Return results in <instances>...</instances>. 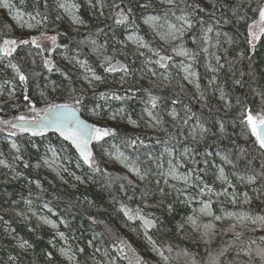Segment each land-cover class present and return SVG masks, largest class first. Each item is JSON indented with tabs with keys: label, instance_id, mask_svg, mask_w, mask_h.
Returning <instances> with one entry per match:
<instances>
[{
	"label": "trees",
	"instance_id": "1",
	"mask_svg": "<svg viewBox=\"0 0 264 264\" xmlns=\"http://www.w3.org/2000/svg\"><path fill=\"white\" fill-rule=\"evenodd\" d=\"M10 1L18 9L35 16V34L55 35L56 45L51 50L54 65L51 71L42 63L41 48L31 43L19 46L12 57L1 58L0 81H4L5 84L0 94V119L12 120L20 114L33 115L25 107L26 102L23 100L25 92L37 102V107L41 109L45 107V101L40 98L41 90H45L47 101L52 103L72 104V97L82 94L84 102L80 107V114L87 119L89 110L99 105L102 110L101 116L99 121L94 119L95 124L115 127L117 134L114 137H105L103 141H93L92 152L96 164L101 169L100 172H93L88 165L83 164L71 146L54 133L45 132L43 136L33 137L29 133H20L15 130L17 135L12 138L20 148L18 155L23 156L24 161L29 163L28 168L24 167L23 161L14 160L16 153L4 139L0 138L2 158L12 164L16 172L22 173L13 179L15 173L12 169L0 166V217L3 218L0 220V264H70L56 252L55 246L58 244V239L53 232L35 222L25 210L24 199L47 204L57 212V216L65 220L68 227H61V229L68 237V241L77 248L85 249L84 253L77 252L79 264H96L92 257H96L97 253L86 246V240L89 238L93 240L96 248H100L103 253L107 252L108 256L115 258L119 264H128V261L121 258L112 247V242L117 237L136 249L135 254L132 253L131 248L126 247L124 250L133 261L138 254L144 258L145 264H159L147 256L145 247L142 245L141 221L128 220L120 211L121 204L126 205L133 213L140 208L143 214L157 219L158 227L149 229L148 235L152 237L164 256L168 257L169 264H192L193 259L196 264H207L208 253L215 255L225 248L227 252L224 257H221L223 264H227L228 261H233V264H249V261L251 264H262L260 257L255 255V249L258 246L264 248V240H261V237H264V225L259 222L251 224L248 220L241 226H237L232 221L221 226L208 219L199 224L213 223L216 226L213 229L216 235L211 239H202L204 229L201 227L198 235L191 239L186 236L185 226L183 229L176 227L177 223L184 224L183 215L187 212V208L180 203L182 198H177L173 188L163 185L162 187L171 193L165 199L173 204L175 211L169 214L166 209L156 207L160 196L153 179L155 165L163 163L167 157L166 149L178 155L188 148L187 158L178 155L184 164V169L191 172L193 182H197L196 177L199 176L203 181L201 186L207 184L214 189V192L201 196L198 195L197 188L189 189L204 200L210 199L214 213L218 214L221 210L228 209L248 213L253 219L256 216H264V178H259L254 184L249 185L246 180L241 181L233 175L246 177L259 173L264 166V154L253 144L255 137L251 135L244 121L246 108L258 114H264V100H261L258 95L264 91V37L256 43L255 51L252 52L245 40L246 26L252 22V19L258 18V15L249 9L247 1L238 12V15H246V19L239 20L237 15L233 14L232 5L239 4L240 0H214L210 4L200 0H189V3H199L205 9L201 15L207 24L213 26L214 31L208 33L210 39L205 42L201 38V28L197 26L169 48H164L150 28L140 22V19L147 14L164 17L169 6H164L157 0H153V8L146 11L134 9L137 28L116 25L112 18L114 14L112 5L125 7L129 0H123V2L122 0H102L103 6L97 4L95 8L90 7L85 0H75L80 5L78 14L85 21L81 26L70 24L56 7L54 0H47L46 5L45 0ZM93 2L95 3L96 0ZM258 3H264V0H252L251 8H256ZM37 12L40 15H37ZM58 14L63 17L60 21L55 20ZM44 16L48 19L43 20ZM168 19L177 23L171 13ZM216 20H220V23L216 24ZM224 20H228L229 23H224ZM15 31L4 11L0 10V44L5 39L17 41L31 39L30 35L18 34ZM129 31L143 37L153 50H159L162 55L172 56L170 54L172 48L181 47V45L190 53H195V60L188 59V61L197 73L199 94L197 95L184 82L180 72L171 64L179 60L178 57L172 56L171 61H165L168 67L167 75L163 80H160L157 74L151 76L146 75L145 70L142 72L143 62L148 57L153 60L154 71L157 73L161 67L154 61L158 57L141 48L137 51L138 47L129 44L125 38V34ZM216 31L228 33L234 42L227 43L226 38L221 35L220 45L217 46ZM193 35L197 37L196 42L191 39ZM91 40H95L96 44L93 45ZM105 44L106 48H100V45ZM64 45L67 47L65 48ZM205 46L208 48L207 53L202 51ZM140 52H143L144 56H141ZM240 53H244V57H241ZM216 56L221 58L219 65L223 67L217 64ZM70 57L84 60L88 68L96 76L101 77L99 86L90 89L84 85L81 81L84 73L68 65L66 59ZM105 57L112 58L113 64L117 60L128 64L133 70L132 74L106 72ZM9 60L16 63L28 77L26 84L21 85L15 72L6 67ZM213 69L217 70L213 71ZM236 80H240L241 84H236ZM54 86L57 88L56 91H52ZM69 88H75L76 92H70ZM13 89H15L14 94L9 96V92ZM129 89L132 90L131 93L128 92ZM145 89L160 97L158 107L152 111L162 118V122L155 127L150 126L155 123L147 118L142 110L145 106L150 107L146 104L148 97ZM100 92L128 94L131 99L116 100L110 95L102 98L99 96ZM222 92L223 99H221ZM200 93L204 95L203 100L200 99ZM173 100L179 103L173 104ZM112 104L122 106L126 110L123 117L131 115L137 127L130 129L108 122L104 117L106 110L103 109L105 105ZM185 106L191 109V113L196 114L188 125L183 124L187 111ZM172 110L176 111V118L168 115ZM196 118H199L210 132L203 139L192 140L189 131ZM221 122L224 124L223 133L219 130ZM1 136L3 138L10 136L8 126L0 124ZM45 137L55 143V146L64 154L80 159L77 173L83 178V182L68 177L67 182L61 185L41 171L42 144ZM129 138H139L144 143L138 142L135 148L128 147L125 141ZM108 141H112L127 153L144 172L150 170L143 183H138L126 172L117 170L104 159L98 148ZM242 148L245 149L244 154L240 151ZM225 156L232 161L231 164L222 160ZM204 161L208 163L205 164ZM38 163L40 167L36 166ZM217 164L224 166L227 173H233L231 177L235 180L236 203L231 200V190L229 195H215L226 188V183L218 182L216 178ZM129 180L132 181L131 184ZM34 181L39 182L38 188L34 187ZM121 185L124 186L123 189ZM145 192L148 193L147 197L144 196ZM244 193L248 194V203H244ZM18 213L24 215H18ZM89 217H93L96 222L93 223ZM5 224L11 232L3 230ZM232 225H235L234 231H222L230 229ZM236 232L241 233L239 238L236 237ZM22 240H28L32 247L21 249L19 242ZM135 240H139L140 243H135ZM49 241L52 243L50 244ZM252 241L256 243L251 244ZM250 244L251 257L238 255L237 251L247 248ZM185 251L190 255H185ZM48 252L52 253L51 258L46 255ZM10 256L17 257V260L10 261ZM102 262L106 264L103 259Z\"/></svg>",
	"mask_w": 264,
	"mask_h": 264
},
{
	"label": "snow or ice",
	"instance_id": "2",
	"mask_svg": "<svg viewBox=\"0 0 264 264\" xmlns=\"http://www.w3.org/2000/svg\"><path fill=\"white\" fill-rule=\"evenodd\" d=\"M88 5L92 8H95L97 4L102 5V0H96L94 3L93 0H87ZM123 2V0H122ZM208 2L212 3L214 0H208ZM161 4L169 6L167 10L164 13V20L167 24L168 32L167 33H157L158 35H161V38L164 39L165 37H169L171 40H177V39H183L185 37L186 33H189L193 31L197 26H200L201 33H202V40L207 42L210 37L208 36V33H211L214 31V28L211 24H207L204 17L201 15L202 12L205 11L204 8L201 7L199 3H189V0H160ZM245 0H240L239 4H233V14L237 15V18L239 20H245L246 15H238L239 9L244 6ZM252 0H247V5L249 9L257 13L258 18L252 19V22L247 24V31L245 40L247 45L249 46L250 50L252 52L255 51L256 43L258 41H261L262 37H264V3H258L256 8H251ZM47 4V0H45V5ZM183 5V6H181ZM0 6L6 9H11V4L9 3V0H0ZM57 7L62 9L63 12L69 17L70 21L74 25H83L85 21L82 19V17L78 14L80 10V5L75 2V0H61V2H58ZM112 8L114 10L113 14V21L116 25L121 26H132L133 28H137L138 25H136L135 20L136 17L134 15V9L139 8L142 11H146L147 9L153 8V0H129L128 5L125 7H121L120 5L113 4ZM177 11H179V15H177ZM171 13L172 16L175 17L176 21L179 22V26L177 23H172L168 20V15ZM37 15H40L39 12H37ZM19 18V17H18ZM35 19V17H33ZM48 17L44 16L43 20H47ZM63 17L61 15H56L55 20L60 21ZM161 19V16L159 15H152L147 14L143 16V22L150 27H152L154 30L158 27L157 21ZM40 21H38L39 23ZM216 24L220 23V20L215 21ZM224 23H229L228 20H224ZM207 25L206 27H204ZM23 26V25H22ZM26 26L28 28L35 27L32 23H26ZM102 31V30H101ZM216 45H220L219 37L223 35L226 38V42L231 44L234 41L232 38L228 35V33H221L220 31H216ZM43 35V34H42ZM48 40L52 42V45H56V36H48L46 37ZM193 42H196L197 37L193 35L191 37ZM128 40L133 41L138 45L137 51H139L140 47L146 48L149 51H154V54L158 57L154 61L156 65H159L161 68H167L168 64L165 63V61H171L172 56L170 55H162L159 50H153L148 43H146L143 39V37H139L133 34H129ZM93 45L96 44L95 40L90 41ZM31 43L32 45H35L37 48H41V45L37 43L36 37H31V39H20L17 41L16 39H5L3 40V43L0 44V58H6V57H12L13 53L17 51V48L21 45H28ZM123 43V42H122ZM66 48L67 45H64ZM100 48H106L105 45H100ZM51 51L52 49H48ZM96 50V49H94ZM173 52H178L179 55L187 56L189 60H195V53H190L186 48H184L182 45L179 48V50L176 47L172 48ZM202 51L207 53L208 48L205 46L202 48ZM141 56H144L143 52L139 53ZM244 53H240L241 57H244ZM220 57L216 56L217 64L219 65ZM85 63H81V67L85 66ZM105 71L112 73V72H123L125 75L132 74L133 70L128 65L125 64L119 60L116 61L115 64L112 63V58L105 57ZM150 63H153L150 60H145V65H148ZM220 67H223V65H219ZM7 68L12 69L16 76L19 79V82L21 85L26 84L28 77L23 73L21 68L16 64L13 63L11 60L8 61ZM44 67H46L49 71H51L54 67L53 62L50 59L44 60ZM145 69H141L143 72ZM217 69H213V71H216ZM91 71V69H89ZM147 71L150 72L152 76H156V72L152 68H147ZM184 72L186 73L185 79H188L189 77H195L197 76V73L192 70V64H188L184 66ZM241 75H244V73H241ZM167 78V77H166ZM87 79V78H86ZM94 79L99 81L101 80L100 76H94ZM123 79V77H122ZM191 82V81H190ZM91 83V81H89ZM236 84H241L240 80L235 81ZM197 88H199V84L196 85ZM57 88L54 86L52 88V91H56ZM69 91L72 93H75V88H69ZM147 93V101L146 104L150 105V108L146 107L144 111L146 112L147 116L151 118V120L155 121V125L150 124V126L155 127L156 125L160 124L162 122V118L154 115L153 109H156L158 107V102L160 100V97L155 96L149 91L148 89L144 90ZM15 92V89H13L11 92H9V96H12ZM129 93L132 92L131 89L128 90ZM111 96V98L116 100H128L131 99V96L128 94L125 95H118L115 92L112 93H105L100 92L99 96L102 98H107L108 96ZM260 95L261 100H264V91H261L258 93ZM40 98L45 101V107L44 108H38L37 102H35L26 92L23 95V100L26 102L25 107L28 109L29 113H32L33 115H24L20 114L18 116H15L12 120H4L0 119V124L6 125L9 128V135L10 136H16L18 130L20 133H29L33 137L35 136H43L46 131L49 129L53 130L54 132L58 133L59 136L63 137L65 141H69L71 146H74L76 151L79 153V157L82 160L83 164L88 165L90 169H92L93 172H100L101 169L96 164L95 157L91 149L89 148L90 141H103L105 137H114L117 134V129L115 127H108V126H102L98 124H88L87 122L80 119V117L77 115V113L80 110V107L83 106V95L78 94L74 95L72 97V104H69L67 102L65 103H52L47 101L45 90L40 91ZM204 95L203 93H200V99L203 100ZM221 99H223V92L221 93ZM173 104L179 103L177 100L172 101ZM75 105V106H74ZM186 108V117L183 119V124L188 125L189 121L195 117V113H191V109ZM100 106L97 105L96 108H93L91 110V114L93 116H101ZM246 115L244 116V121H246L247 127L250 130V133L252 136L255 137V140L253 141V144L256 146L257 150L260 151L262 154H264V114H257V116H253L252 111L249 109H245ZM187 113H191V115H187ZM126 114V110L124 108H119L115 112L111 114L110 119L116 120L118 116L123 117ZM173 118L177 117V113L175 110H172L168 113ZM129 123L136 124V121L131 118V116L127 117ZM219 130L221 133L224 131V124L221 122L219 123ZM210 132V129L206 128L204 124H202L199 120V118H196L194 125L190 127L189 135L192 140H198L203 139L208 133ZM183 133H181L182 135ZM143 144L144 142L142 140H139V138H129L127 141H125L126 145L128 147H133L137 145V143ZM11 147L13 149H16L17 153L20 152L19 146L13 142L11 144ZM49 151L52 153V157L48 158H42V163L55 171L56 169L53 167V164H56L59 162V153L54 147H50ZM166 151H168L166 149ZM241 153H245V149H240ZM189 152L188 148H185V155ZM3 153H0V156H2ZM150 155V154H149ZM169 155H171V152H169ZM120 163L124 164L126 168H129L130 171L134 172L135 175L139 178V180L144 181L147 179L150 170L145 171L142 173L141 169L136 166L135 162H129L126 158L121 156L119 157ZM223 159L231 164L232 161L227 158V156L223 157ZM14 160H20L23 161L24 167L28 168L29 163L27 161H24L23 156L17 155L14 157ZM205 164H207V161H204ZM251 163V162H249ZM169 164L171 165V161H169ZM0 166H3L5 168H10L15 173L13 176V179L19 177L22 175V173L16 172L15 168L12 164L7 163L5 159H0ZM37 167H40V164L38 163L36 165ZM77 167H80V164L77 163ZM64 171H67V168L63 169ZM59 175V173H57ZM71 175L75 176V179L77 181L83 182V178L81 176H76L75 173H71ZM162 177H165L164 183L168 184V180L166 177H171L173 180H183L185 188H197L198 189V195H204L205 193L212 194L214 192V189L207 185L201 184L203 183L202 178L197 176L196 181H192V175L191 172L188 174H179L176 171L175 166H170L168 171L166 173H160L159 174ZM259 178H264V166H262V169L259 173H253L250 175H247L246 177L241 175L239 179L241 181H245L252 185L254 184ZM127 179V177H125ZM217 179L228 182L227 177L224 174V169L221 167L219 169V175L217 176ZM37 183V187H39V182ZM132 181L129 180V184H131ZM157 185V191L160 196V200L158 201L156 207H160L162 209H166V211L171 214L175 211L174 206L172 203H168L165 199V197L171 195L170 192H167L164 187H159L160 180L157 179L155 181ZM121 189H123V185L120 186ZM170 188H175L174 184L169 185ZM234 187V186H232ZM177 198H179L180 195H187L186 191H182L181 189H176ZM148 193L145 192L144 196L147 197ZM215 195H229L228 189L224 188L223 192H217ZM231 200L233 203H236V195L234 193L230 194ZM244 203L249 202V197L247 193H244ZM196 197H191V199H195ZM131 199V197H129ZM187 200H181L180 203H187ZM26 203H31V201H26ZM91 203V201H89ZM211 200H207L203 202V206L199 209L200 213L213 217L214 214L210 209ZM45 207H48L47 204H45ZM120 211L123 212L124 216L127 217L128 220H139L141 221V226L145 229L144 235L147 237V239L153 244L152 251L157 252L158 249L155 247V241L152 240V237L148 235L149 229H154L158 227V221L153 216H148L143 214L142 210L140 208H137L135 210V213L131 209H129L126 205L121 204L120 205ZM18 215H24L23 213H18ZM229 217L236 216L237 219L243 223L244 220L251 219L253 224H257L258 222L261 225H264V216H256L254 219L248 214V213H228ZM27 217H25L26 219ZM3 218L0 217V220ZM45 223L51 224L53 228L56 227V224L52 222L51 220H48L46 218H42ZM90 220L95 223L93 217H89ZM197 217L195 216H187L185 218V223L190 224L194 230L203 228L204 231L202 232V239H211L212 236L216 235V233L213 231L215 229V225L211 222L200 225L197 222ZM214 219L219 221L222 219L221 216L215 215ZM177 229H183L184 224L177 223L176 225ZM234 231L235 225H232L230 229H223L222 231ZM14 231V230H13ZM110 231V230H109ZM57 235L61 239H65L64 232H58ZM101 235V234H97ZM236 237L239 238L241 233L236 232ZM95 239V237L93 238ZM261 240H264V237H261ZM51 244L52 241H49ZM255 241H252L251 244H255ZM89 246L95 247L93 240H89L87 242ZM251 244L247 248H241L239 251L245 253L247 256H252V248ZM54 246V245H53ZM19 247L21 249H27L31 248L32 245L29 243L28 240H22L19 242ZM112 247L116 249V251L120 254V257L127 260L128 264H145L144 258L140 255H136L135 261L133 259H130L125 254V248H131V245L128 244L124 240H120L118 237L115 241L112 242ZM84 248H78L76 252L84 253ZM96 252H100V248H95ZM132 253H136L135 248H131ZM169 251H171V248H169ZM59 252L61 255L65 256L68 261H74L75 264H79V261L77 260L76 252H73L71 249H65L61 247L59 249ZM227 252V249H222L219 253L213 255L212 253H208V260L207 264H223V261L221 260V257L225 256V253ZM185 255H190L187 251L184 253ZM49 258L52 257V253L48 252L46 254ZM105 256H108L109 254L107 252L104 253ZM159 255L164 259L167 260L168 257H165L162 252L159 253ZM239 255V253H238ZM255 255L260 257L262 264H264V248L257 247L255 249ZM93 260H95V257H92ZM10 261H16L17 257L10 256ZM96 264H104L102 261H96ZM106 264H116L115 259H109ZM192 264H196V261L193 259ZM227 264H233V261H228ZM249 264H251V261H249Z\"/></svg>",
	"mask_w": 264,
	"mask_h": 264
},
{
	"label": "rangeland",
	"instance_id": "3",
	"mask_svg": "<svg viewBox=\"0 0 264 264\" xmlns=\"http://www.w3.org/2000/svg\"><path fill=\"white\" fill-rule=\"evenodd\" d=\"M85 1L87 2V0H85ZM200 1H202L203 3H206V4H210V2H208V0H200ZM229 1H231V0H229ZM245 1H247V0H245ZM58 2H61V0H54V3L56 5V7H57ZM157 2L160 3V0H157ZM9 3L12 6L11 9H6V8H3L2 6H0V10L4 11L5 16H6L7 20L9 21L10 25L16 30L15 32L18 33V34H22V33L26 34V35L28 34V35H30V37H36L37 38V43H39L41 45V51H42L41 59H42L43 65H44V60L45 59H50L53 62V59L51 58L52 57L51 56V51L48 50V49H52L53 45H52V42L46 38V37L52 36V35L49 34V33L35 34L34 33V31H35L34 27L28 28L26 26V23L34 24V22H36V20L33 19V17H35V16H32V15H30L28 13L23 12L21 9H18L16 6H14L12 4V2L10 0H9ZM162 5H164V4H162ZM164 6H167V5H164ZM58 9L60 10L61 14L69 21V23L72 24L70 19H69V17L63 12V10L60 9V8H58ZM179 14H177V15H179ZM152 15H154V14H152ZM140 20H141L140 22H141L142 25L150 28V30L155 35V38L162 44V46L164 48H169L170 46H172L175 43H177V41L179 40V39L171 40L169 37H165L164 39H162L161 35L157 34V33H167L168 32L167 24L165 23V20H164L163 17H161V19L156 22L158 27L155 30L152 27H150L149 25H147V24H145L143 22V17ZM169 21L172 22L171 20H169ZM176 22H177V25L179 26V22L178 21H176ZM72 25H74V24H72ZM74 26H81V25H74ZM129 34H133V35H136V36H139V37H141V36L138 35L136 32H133V31H129V32H127L125 34V38L129 42V44H131L132 46L138 47V45L136 43H134L131 40H128ZM140 48L145 50L146 52H149L150 54H154V51H149L148 49L143 48V47H140ZM179 48L180 47H177L178 50H179ZM170 54L172 56L180 58L179 60L173 61V63H171V64L174 66L175 69H177L180 72L181 77L183 78L184 82L198 95L199 94V88H197V86H196L198 84L197 76L189 77L188 79H185L186 73L184 72V66L190 64L189 61H188V57L187 56H183V55H179L178 52H173L172 50L170 51ZM146 59L153 62V60L151 58L146 57ZM0 60H1V58H0ZM66 61L69 63L68 65L70 67H73V68H75V69H77L79 71H82L84 73V77H82V79H81V81H82V83L84 85H86L90 89H95L96 86H99L100 80L97 81V80L94 79V76H96V75L92 71H89V68L86 65V63H85L84 67H81V63H84V60H80L77 57H70V58H67ZM143 66H144V69L146 71L145 72L146 75H151L150 72L147 71V68H152L154 70L153 64L150 63L148 65H145V61H144L143 62ZM158 67L159 66H157V68ZM156 74L158 75L160 80H163L165 78V76L167 75V69L159 68V70L157 71ZM89 81H91V83H89ZM4 84H5L4 81L3 82L0 81V94L2 93V88H3ZM96 106H95V108H96ZM146 107H148V106H145L142 110L144 112V115L151 120V118L148 117L146 112L144 111V109ZM119 108H123V107L119 106V105H115V104L105 105L104 109H103V110H106V113L104 115L105 119L108 122H110V123L126 126V127L130 128V129L136 128L137 127V123L136 124H131V123H129V121L127 119V117L131 116V115H128L126 118L118 116L116 120H111L110 119L111 114L113 112H115L116 110H118ZM148 108H150V107H148ZM91 110L92 109L89 110V116H88L87 120L90 121L92 124H95L94 119L96 121L97 120L99 121L100 120V116L99 117L98 116H93L91 114ZM252 114H253V116H257L258 113L257 112H252ZM154 115H156V114L154 113ZM153 122L155 123V121H153ZM0 138L2 140L4 139L9 144L10 148H12L11 144L13 142H15V140L12 138V136H5V138H3V136H1ZM42 145H43V151H42V154H41V160H42V158H45V157L51 158L52 157V153L49 151V148L50 147H54L57 150V152L59 153V162L56 163V164H53V167L56 169L55 171H53L52 169H50L49 167H47L46 165H44L42 163L41 167H40L41 171L43 173H45L47 176H49L50 178H52L53 180H55L58 183H60L61 185H64L67 182V178L68 177L71 178V179L76 180L75 176L71 175V173H75L76 176H79L78 173H77V171L79 170V167H77L76 165H77V163H79V164L81 163L80 159L78 157H76V156H72V155L68 156V155L64 154V152L62 150L58 149L57 146H55V143H52L50 141V139L47 138V137H45L43 139V144ZM98 149H99L101 155L104 157V159L106 161H108L112 166H114L117 170L126 172L132 179H134L135 181H137L140 184L144 182V181L139 180V178L135 175V173L130 171L129 168H126L124 166V164L120 163L119 157L121 156V154L129 162H134V161L128 156L127 153H125L122 149H120L115 143H113L112 141H108L105 145H100V147ZM13 150L16 153V156H17L18 153H17L16 149H13ZM169 152H171V155H169ZM166 153H167V157L164 160V162L160 163L158 165H155V168H154V171H153V179H154V183H155V181L157 179H159L161 187L163 185H168L169 186L171 184H174L175 185V188H174L175 193H176V189H181L182 191H186L187 192L186 196L185 195H180L179 196V197L182 198V200H187L188 201L187 203H182L183 206L187 208V212L183 215V221H184V226H185L186 236L187 237L192 239L193 237L197 236L198 233H199V229L194 230L190 224H186L185 223V218L187 216H195V217H197L198 218L197 219L198 224H199V222L204 221V220H208V219L213 220L215 223H217V224H219L221 226H224V225H226L227 223H229L231 221L236 223L237 226H241L245 221H248V220H250L249 222L252 224V220L251 219L244 220L243 223H241L237 219L236 216L229 217L227 215L228 213L240 214V213H244V212H235V211H232V210L224 209V210H221L217 214V213H214V210L212 209L211 205H210V209L213 212L214 216L215 215L221 216L222 217L221 220L217 221V220L214 219V216L210 217V216H206V215L200 213L199 209L203 206V202H205L207 200H204L200 196L195 195L193 193V191H191L189 188H185L183 180H173L171 177H166L167 180H168V184H165L164 183L165 177H162V176L159 175L160 173H166L170 166H175L176 171L179 174H188L189 173L188 170L184 169V164L181 162L180 158L178 157V155H180V156H184V157L187 158V154L186 155L184 154L185 150L180 152V154H178V155L174 154V152L172 150H168V151H166ZM2 157L3 156H0V159H3ZM222 160L225 161L223 158H222ZM159 161H161V160H159ZM169 161H171V165L169 164ZM136 166H138V165H136ZM221 167L224 169V174L227 177V181L228 182L226 183V182L221 181L219 179H217V180H218V182L226 183V188L228 189V193L231 190V194H232V193L236 192L234 190L235 189V185H234L235 180H233L232 177H231V175L233 173H231V174L227 173V170H226V168L224 166H222L221 164H217L216 178L219 175V169ZM64 168H67V171H64L63 170ZM141 171H142V173L144 172L142 169H141ZM57 173H59V175ZM233 175H235V177L238 178V179L241 176V175H237V174H233ZM33 185H34V187H37L36 181L33 182ZM232 186H234V187H232ZM176 195H177V193H176ZM191 197H196V198L195 199H191ZM230 197H231V195H230ZM26 201H31V200H26V199L23 200L24 205H25V210H27V212H29L28 214L34 219L35 222H38V223L44 225L45 227L49 228L53 232V234L56 236V238L58 239V244H56V246H55L56 252L58 254H60L59 249L61 247L65 248V249H71L73 252H76V250L78 248L68 241V237L66 236L65 232L61 229V227H66V228L68 227V225L65 222V220L62 217L57 216V214H56L57 212L53 208H51L50 206L45 207L44 203H35V202L31 201V203L29 204V203H26ZM42 218H46L48 220H51L52 222H54L56 224V227L53 228L51 224L45 223ZM3 230L4 231L7 230L8 232H11L10 228H8V226L6 224L3 226ZM58 232H64L66 238L65 239H61L57 235ZM144 232H145V229L142 228V234H143V238H142V242L143 243H142V245L145 247V252H146L147 256H149L150 258L154 259L159 264H169L167 260H164L159 255V253L162 252V251L159 249V247L156 244H155V247L158 249V251L157 252H153L152 251L153 244L147 239V237L144 235ZM89 240H92V239L89 238L88 240H86V246L89 249H94L95 250L96 247H92V246H89L87 244V242ZM135 243L138 244L140 242H139V240L138 241L135 240ZM95 253H97L96 254L97 256L95 257V261H102V259H103L105 262H107L109 259H115V258L110 257V256H105L104 253L101 250H100V252H96L95 251ZM237 253H239V255H242V256H247L245 253L240 252V251H237ZM76 255H77V252H76ZM61 256L68 263L75 264L74 261H68L65 256H63V255H61ZM116 264H119V263L116 261Z\"/></svg>",
	"mask_w": 264,
	"mask_h": 264
},
{
	"label": "water",
	"instance_id": "4",
	"mask_svg": "<svg viewBox=\"0 0 264 264\" xmlns=\"http://www.w3.org/2000/svg\"><path fill=\"white\" fill-rule=\"evenodd\" d=\"M77 115H78V116L80 117V119H82L83 121L87 122V123L90 124V125L92 124L90 121H88L86 118H84V117L80 114V112H78ZM46 132L54 133V134L57 135L61 140L65 141L63 137L59 136L58 133L54 132V131L51 130V129H49V130L46 131ZM93 141H94V140H93ZM93 141H90V143H89V148L91 149V151H92ZM65 142H67V143L71 146V144H70L69 141H65ZM71 148H72V149L74 150V152L79 156V153L76 151L75 147H74V146H71Z\"/></svg>",
	"mask_w": 264,
	"mask_h": 264
}]
</instances>
